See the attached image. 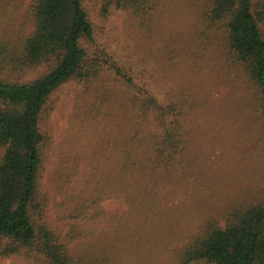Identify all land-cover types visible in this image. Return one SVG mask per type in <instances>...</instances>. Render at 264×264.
<instances>
[{"label":"rangeland","instance_id":"374dc122","mask_svg":"<svg viewBox=\"0 0 264 264\" xmlns=\"http://www.w3.org/2000/svg\"><path fill=\"white\" fill-rule=\"evenodd\" d=\"M83 3L94 29L89 53H105L132 83L106 66L52 93L40 121L46 222L75 257L92 247L113 264H180L199 223L224 222L233 208L264 198V128L253 90L208 17L209 0H151L146 13L114 5L104 13V0ZM30 5L0 0V37L33 31ZM42 69L18 73L29 78ZM148 94L175 105L184 139L152 220L129 185L110 193L113 169L104 161L148 128L132 102ZM101 189L108 195L86 201ZM0 264L44 262L38 253L0 254Z\"/></svg>","mask_w":264,"mask_h":264},{"label":"trees","instance_id":"16d2710c","mask_svg":"<svg viewBox=\"0 0 264 264\" xmlns=\"http://www.w3.org/2000/svg\"><path fill=\"white\" fill-rule=\"evenodd\" d=\"M150 2L104 0L103 11L108 13L114 5L146 13ZM209 2L208 17L222 30L225 46L248 78L264 128V3ZM30 12L33 31L29 35L0 37V254L38 253L44 264H113L110 254L92 247L73 256L46 222L49 199L41 186L44 135L40 121L52 93L71 80H88L106 66L129 84L132 78L105 53H89L94 29L83 0H31ZM35 67L43 69L34 77L18 73ZM132 102L141 118L148 120V128L135 132L132 142L104 159L115 180L106 186L119 196L129 185L134 192L131 200H139L146 219L152 220L165 194L159 191L167 186L168 176L171 180L175 176L168 170L183 149L182 126L173 103L162 104L152 94L134 96ZM106 191L101 189L86 201L97 204ZM84 215L83 210L81 218ZM180 261L264 264V198L233 208L224 222L210 217L199 223Z\"/></svg>","mask_w":264,"mask_h":264}]
</instances>
